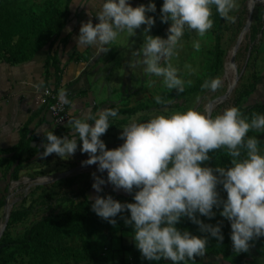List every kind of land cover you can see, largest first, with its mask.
<instances>
[{"label":"clouds","instance_id":"clouds-1","mask_svg":"<svg viewBox=\"0 0 264 264\" xmlns=\"http://www.w3.org/2000/svg\"><path fill=\"white\" fill-rule=\"evenodd\" d=\"M99 4L95 17L82 23L76 46L95 47L98 53H107L106 47L117 37L144 27L143 44L132 52L135 65H143L146 75L162 78L168 90L183 93L185 81L179 78L178 69L168 63L185 31L204 37L213 27V7L221 19L235 23L230 15L237 10V0H163L160 8L161 23H168L167 38L148 33L155 24L152 16L156 5L149 2L132 7L127 0H87L92 9ZM200 41L193 42L199 51ZM149 86L155 81L149 80ZM191 83L190 81L188 82ZM222 85L219 77L205 80L202 89L215 92ZM61 104L70 105L67 92L58 93ZM157 104L163 103L158 95ZM118 115V109H102L93 114L89 109L78 118L68 121L71 135L62 138L43 125L38 132L46 143L41 158L55 154L67 159L77 150L87 154L82 166L97 165V171L107 173V183L113 190L133 194L132 203H121L112 196L89 197L94 200L91 210L109 224L121 215L126 226L132 229L135 247L148 261H170L171 264H195L196 258L205 256L209 237L222 243L219 223L216 226L203 223L197 216L212 219L219 215L230 223L233 251L246 253L251 241L264 237V155L261 154L256 136L251 131L264 132V115L253 113L249 119L237 107L225 109L214 118L194 109L169 115H154L146 122H130L122 126L119 139L123 143L114 149H106L101 137L110 127V118ZM91 121V123H89ZM225 149L230 157L228 167L207 166L209 153ZM92 188L100 193L105 180L92 174ZM222 186L226 199H222L217 187ZM186 217L206 235L198 237L176 225Z\"/></svg>","mask_w":264,"mask_h":264},{"label":"rangeland","instance_id":"rangeland-1","mask_svg":"<svg viewBox=\"0 0 264 264\" xmlns=\"http://www.w3.org/2000/svg\"><path fill=\"white\" fill-rule=\"evenodd\" d=\"M48 0H30V4L36 8H40ZM63 1V0H62ZM138 5L141 4L147 6L149 2L156 5L155 13H147L146 15L152 16L155 20L154 26L151 28L149 35L155 37L159 36L163 39L167 38L168 23H161L160 21V8L162 7L163 0H137ZM252 17L255 11L261 10L262 19L264 18V0H253ZM239 5L238 9L230 13L236 17L235 23H229L222 19L224 28L221 34V47L224 52L222 58V67L220 70L219 78L222 81V85L215 92L207 89H201L196 92L189 93V89L195 85L197 80L204 79L212 80L216 77L209 79L207 76L209 67L212 62V50H213V32L212 29L204 37H198L195 32L185 31L180 43L176 49V54L170 58L168 63H171L173 67L178 69V76L185 81V95L183 97L176 96L175 90H168L163 86L162 78L154 75H146L143 71L144 66L135 65L137 59L132 55V52L138 50L143 44V31L145 26H141L140 29L135 30V35L130 36L127 32L120 34L117 39L111 43L110 56L113 62L109 67V75L106 74L109 79L111 95L109 96L110 101L114 102L110 106L112 109H118V115L115 118H110L111 124L119 123L124 121V124H116L117 126L111 131L101 137V140L105 143L106 149H114L119 147L123 141L119 139L121 135V128L129 124L130 122H146L154 115H169L174 112H185L188 109H194L207 115V108L211 102L217 98L223 96L228 88V85L233 81L234 75L232 69L229 67L230 58H232L233 49L237 43L239 34L244 29L246 21L249 16V4L250 0H237ZM214 14V7H213ZM251 17L248 31L244 33L242 41L236 50L234 55V64L238 72L239 78L235 88L247 85L252 82L253 76L257 77V84L255 91L250 94L246 100V105H253L264 102V20L262 27L259 30V34L255 42L249 41V30L254 20ZM213 18V15L211 19ZM242 23V27L240 24ZM213 28V27H212ZM199 40L201 47L199 51L193 48V42ZM254 49V50H253ZM149 80L155 81V83L149 86ZM191 82L190 84L188 82ZM234 88V89H235ZM233 89V91H234ZM232 91V93H233ZM231 93V94H232ZM221 104H215L212 108L211 116L215 117L218 114L231 107L232 95ZM160 96L163 103L157 104L155 97ZM138 105H143L145 108L138 110L134 113L129 110ZM249 136H256L261 141L259 145L261 154L264 155V132L251 131L248 133ZM88 159L87 154L80 152V144L78 143L75 154L67 159H62L55 154L45 158L47 161L46 166H41L40 162L36 163L37 168L30 169L27 171H21L19 178L16 183H13L9 187V191L15 187L18 189L17 193L12 198L5 201V205L0 211V230L5 221L6 212L12 210L21 209L23 207H30L32 210L26 216V218L12 227L7 226L4 232L7 230L11 237H20L26 227L32 222L38 220L41 216H51L60 214L65 210L68 202L60 198H69L70 193H77L85 187V184L92 182L93 173L97 176V165L82 166V161ZM35 170V171H33ZM38 172L39 174H34ZM72 178L74 183L72 186L67 187L66 179ZM13 182V181H11ZM13 185V186H12ZM102 191L97 193L93 188L87 192V196L96 197L101 196L104 193L112 192L122 197H127L128 193L123 190H113V186L105 181L104 185H101ZM10 194V192H9ZM51 201L49 206H40L41 197L45 195H51ZM42 195V196H41ZM92 200V199H90ZM217 210V208H214ZM216 213L219 215V212ZM215 215V217H216ZM208 219L209 223L213 220ZM224 219V220H223ZM220 227H228L229 221L220 216L218 222ZM211 224V223H210ZM213 225V224H212ZM217 224H214L216 226ZM4 234V233H3ZM261 239L264 237H260ZM121 242L125 245H129L131 239L128 235L123 236ZM72 246L77 250L81 247V242L77 238L67 239L65 245ZM91 244H94L99 248L102 253L103 248L107 249L105 258L106 260L99 264H119V259L123 256L118 252L120 247L119 238L112 242L107 241L104 238L96 237L91 240ZM251 247H256L254 242H250ZM124 255L129 262L131 254L125 252ZM227 259L223 263H227ZM155 264H171L170 261H154ZM58 264V263H54ZM137 264H148L144 261L138 262ZM250 264H253L250 261Z\"/></svg>","mask_w":264,"mask_h":264},{"label":"trees","instance_id":"trees-1","mask_svg":"<svg viewBox=\"0 0 264 264\" xmlns=\"http://www.w3.org/2000/svg\"><path fill=\"white\" fill-rule=\"evenodd\" d=\"M71 3L72 0H48L42 7L36 8L30 4V0H0V60L10 65L22 64L47 47L48 55L45 67L46 69L53 68L55 76L53 88H50L58 89L62 68L57 58V49H54V46L57 41L58 46L60 44L64 45L67 41V36L61 38V35L68 21ZM255 12L252 17L254 22L249 30V41L251 43L255 42L263 25L261 22L264 20L261 17V10L257 9ZM212 20L213 50L212 62L207 73V76L210 77L209 79L219 77L224 56L221 47V34L226 28L216 11H214ZM242 26L241 23L240 27ZM73 58L75 61H79L84 60L85 56H72L71 59L73 60ZM257 80V77L253 76L252 82L235 88L231 94V107H237L243 116L249 119L253 113L264 115V102L246 105L247 98L256 89ZM204 81V79L197 80L195 85L189 89V93L201 90V85ZM173 92L175 93L176 91ZM176 94L178 97H183L186 93L184 91L183 93L176 92ZM143 108H145L143 105H138L129 111L134 113ZM96 111L97 108H94L93 114ZM109 124L110 127L106 133L115 128L116 124H124V121L111 124L109 120ZM65 135H68V132H62L58 137L62 138ZM42 140H45V138ZM44 142L46 143V140ZM30 143L31 140L26 138L25 133H22L16 146L0 150V155H2L0 165L4 167L5 174H10V180L17 181L20 172L23 170L36 169V163L40 162L42 167L47 165V161L44 159L51 155L44 158L39 155L36 159L31 160L41 154L44 149L31 147ZM209 155L212 159L207 166H230L231 158L227 156L225 149L211 152ZM34 174L39 173L35 172ZM97 177L107 180V174L105 173H99ZM65 182L67 187H70L74 180L67 178ZM93 183L94 180L85 184V187L77 193H70L71 195L68 199L60 198L68 202L64 211L57 215L41 216L26 227L20 237H11L7 230L9 227L22 222L32 209L27 206L12 210L9 213L7 230L0 238V264H80L83 262L92 264L103 262L106 260L104 252H107V249L103 248V251H105L101 253L97 246L91 244V240L96 237L104 238L109 242L119 238L120 247L118 252L123 256V258L118 260L119 264H136L138 261V250L132 240V229L130 226H126L124 220L121 219V215L128 217L129 213L125 211L115 217L116 226L98 217L91 210L94 200H90L87 196V192L92 188ZM217 191L222 199H226V193L223 191L222 186L218 185ZM133 194L122 197L115 193L107 192L101 197L110 195L114 200L121 203H132L134 202L132 199ZM51 197L52 194L42 196L39 203L40 206H49ZM4 204L5 197H2L0 198V211ZM197 216L203 223L207 224L199 214ZM176 227L181 231L187 230L198 237L206 235L201 233L198 226L186 217L182 218ZM227 228H230V225ZM126 235L131 239L129 245L121 242L122 237ZM72 238H77L81 242L79 250L67 244L65 245L67 239ZM214 243V239L209 237L207 252L211 251L213 253L218 248V244ZM222 243L226 244V242ZM125 252L131 254L129 262L124 258Z\"/></svg>","mask_w":264,"mask_h":264},{"label":"crops","instance_id":"crops-1","mask_svg":"<svg viewBox=\"0 0 264 264\" xmlns=\"http://www.w3.org/2000/svg\"><path fill=\"white\" fill-rule=\"evenodd\" d=\"M86 2L87 0H72L68 21L61 35V38L67 36V41L59 46L57 41L54 46L62 68L58 88L65 90L69 100L72 101L68 105V119L62 126L57 127L53 124L47 111L45 98L41 94L43 89L53 88L55 82L53 68L46 69L45 67L47 47L22 64L10 65L0 60V150L16 146L22 133H25L26 138L31 140V147L40 149L45 143L42 139L45 138L46 133L38 132V130L43 125L56 136H60L62 132H68V135H71L69 120L80 117L89 109L93 112L94 108H97L96 113H98L102 109L110 108V105L114 103L109 99L111 91L109 79L106 77V74H110L108 73L109 67L113 62L109 52L111 49L107 53H98L95 52V47L79 48L76 46L81 24L89 20L93 25L98 23L95 14L99 11V4L97 3L95 9H92L85 4ZM127 2L132 7L138 5L137 0H127ZM78 55H84L85 59L79 61L71 59L72 56L77 57ZM23 171L28 172L29 170ZM11 181L10 174H5L4 167L0 165V198L5 197V201L12 198L18 191L15 187L9 191L10 185L16 183ZM214 211L217 213L219 209ZM201 218L213 226L220 221L218 214L210 223L207 217L201 216ZM221 234L224 237L222 242L226 244L220 243L213 253L208 251L205 256L196 258L195 264H250V261L253 264H264L263 238L255 239L253 242L256 247L250 248L248 252L236 253L233 251L230 239L231 229L221 227ZM214 241V244H217L215 239ZM137 256V263L144 261L148 264H155L154 261L145 260L139 250ZM124 258L126 259L125 255ZM225 259L229 262L223 263ZM188 264H193V262L189 261Z\"/></svg>","mask_w":264,"mask_h":264},{"label":"water","instance_id":"water-1","mask_svg":"<svg viewBox=\"0 0 264 264\" xmlns=\"http://www.w3.org/2000/svg\"><path fill=\"white\" fill-rule=\"evenodd\" d=\"M253 4H254V1H253V0H250V4H249V16H248V19H247V21H246V24H245V26H244V29L242 30V32H241V33L239 34V36H238L237 43H236V45H235V47H234V49H233V52H232V58H230L231 60H230V63H229V67H230V69H232V71H233L234 79H233V81L228 85V88H227L226 93H225L223 96L217 98L216 100H214L213 102H211V103L209 104V106H208V108H207V116H209V117L211 116V112H212V108H213V106H214L215 104L217 105V104H221V103H223V102H224V101L230 96V94L232 93V91H233V89L235 88L236 83H237V81H238L239 75H238V72H237V70H236V67H235L234 59H233V58H234V55H235V53H236L237 48L239 47V45H240V43H241V41H242V38H243L244 33H245L246 31H248V29H249V25H250V21H251V17H252ZM103 173H106V171L103 172ZM8 218H9V212H6V214H5V221H4V224L2 225L1 230H0V238L2 237V235H3V233H4V230H5L6 226H7Z\"/></svg>","mask_w":264,"mask_h":264},{"label":"built area","instance_id":"built-area-1","mask_svg":"<svg viewBox=\"0 0 264 264\" xmlns=\"http://www.w3.org/2000/svg\"><path fill=\"white\" fill-rule=\"evenodd\" d=\"M61 89L45 88L41 94L45 98L47 111L49 112L52 122L55 126L60 127L66 123L68 119V105L61 104L58 98V93ZM67 98L68 94H67ZM240 264V263H234Z\"/></svg>","mask_w":264,"mask_h":264},{"label":"bare ground","instance_id":"bare-ground-1","mask_svg":"<svg viewBox=\"0 0 264 264\" xmlns=\"http://www.w3.org/2000/svg\"><path fill=\"white\" fill-rule=\"evenodd\" d=\"M244 36V35H243Z\"/></svg>","mask_w":264,"mask_h":264}]
</instances>
